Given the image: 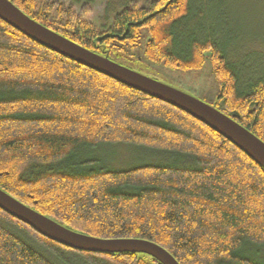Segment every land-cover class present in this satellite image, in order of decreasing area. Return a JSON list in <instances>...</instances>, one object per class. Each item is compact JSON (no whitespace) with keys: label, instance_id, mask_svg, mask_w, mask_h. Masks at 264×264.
Here are the masks:
<instances>
[{"label":"trees","instance_id":"trees-1","mask_svg":"<svg viewBox=\"0 0 264 264\" xmlns=\"http://www.w3.org/2000/svg\"><path fill=\"white\" fill-rule=\"evenodd\" d=\"M11 1L113 61L146 29L149 60L185 71L209 62L220 87L212 105L264 141V68L232 61L238 53L197 26L195 0H153L148 8L133 0L107 30L86 18V6ZM117 145L142 147L160 161L111 168L99 152ZM0 188L72 230L147 239L180 264H264L258 163L188 113L46 48L2 19ZM0 264L161 263L145 254L72 249L0 208Z\"/></svg>","mask_w":264,"mask_h":264},{"label":"water","instance_id":"water-1","mask_svg":"<svg viewBox=\"0 0 264 264\" xmlns=\"http://www.w3.org/2000/svg\"><path fill=\"white\" fill-rule=\"evenodd\" d=\"M0 19L50 50L188 113L233 143L264 169V141L212 104L68 39L28 16L11 0H0ZM0 208L41 235L72 249L93 253L145 254L161 264H180L171 252L147 239H108L72 230L25 205L2 188Z\"/></svg>","mask_w":264,"mask_h":264},{"label":"rangeland","instance_id":"rangeland-1","mask_svg":"<svg viewBox=\"0 0 264 264\" xmlns=\"http://www.w3.org/2000/svg\"><path fill=\"white\" fill-rule=\"evenodd\" d=\"M74 5L77 11L83 6L89 8L86 18L99 28L107 30L114 17L124 6L133 0H50ZM199 14L197 26L212 29L215 38L230 46L232 61L244 66L251 60L250 66L264 68V0H195ZM143 6L150 7L153 0H140ZM197 12V11H196ZM187 27V26H186ZM135 47L126 46L125 56H112L118 63L125 65L150 78L179 89L204 102L213 104L220 87L207 62L200 70H180L149 60L145 54L149 39L146 29ZM240 63V64H239ZM241 67V66H240ZM245 67V66H244ZM252 69V68H250ZM107 152H99L114 169H123L138 165L140 162L160 161L150 151L142 147L117 145L107 147ZM105 161V162H106Z\"/></svg>","mask_w":264,"mask_h":264}]
</instances>
